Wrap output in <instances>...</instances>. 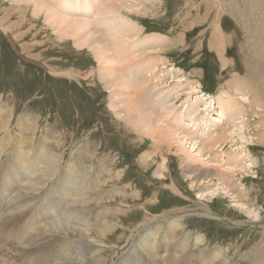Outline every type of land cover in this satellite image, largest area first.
Here are the masks:
<instances>
[{
  "label": "bare ground",
  "instance_id": "6f19581e",
  "mask_svg": "<svg viewBox=\"0 0 264 264\" xmlns=\"http://www.w3.org/2000/svg\"><path fill=\"white\" fill-rule=\"evenodd\" d=\"M0 1L10 3L7 9L0 8V29L13 45L22 40V34L29 32L26 28L32 25L29 23L42 19L60 40L70 38L76 48L90 50L97 62L98 79L108 90L110 112L141 137L140 143H144L145 137L153 142V149L140 155L144 170L147 171L154 161L155 158L150 157L154 152L161 159L154 175L161 179L168 178L166 171L171 156H176L198 198L213 202L214 199L229 196L241 213L259 218L261 212L250 202L249 191L243 183L245 178L240 179L235 175L247 173L253 164L248 146L234 148L230 152L222 151L223 145L230 143L233 135L239 136L243 142H252L255 138L253 135L249 138L244 135L245 129H252L248 125L249 118L254 119L256 141L264 143V84L255 70L244 68L243 75L234 71L236 74H233L231 81L234 95L221 89L215 97L200 96L201 85H196V81L189 82L178 69L174 71L162 65L164 58L160 53L167 46L165 44L169 38L157 33L146 38L138 37L142 26L128 17L133 10L138 13L148 10L153 0ZM224 2H202L206 8L215 10L210 21V45L217 54L221 68L231 64L225 54L230 38L222 14L233 16L244 31L249 28L245 18L238 20L235 13L224 7ZM29 13L34 19L29 17ZM243 48L249 54L254 51L253 58L264 62V32L244 39L241 37L239 53L242 60ZM140 55H145L142 61L136 59ZM160 64L163 69L159 68ZM245 66L249 68L251 65L245 63ZM59 73L69 78L78 79L80 76L73 69ZM93 75L94 71L88 70L79 78L89 80ZM185 87L187 89L183 90ZM193 92L195 96L190 99ZM180 96L183 99L179 105L173 101L169 109L167 103ZM222 122L221 128L216 130V126ZM25 124L14 125L13 130L11 125H0V264H109V261L110 264L231 263L230 255L221 249L213 250L209 256L202 252L194 255L195 250L203 244L204 235H194L192 244L186 236H176L175 230L181 225V216L165 220V232L159 236L161 226L152 225L167 218L165 213L143 218L136 223L140 230L150 226L137 240L136 247L139 249L132 244L133 249L117 259L110 255L99 257L96 253L107 244V233L118 226L113 220L117 213L108 207L102 209L94 221L90 220L94 206L104 202V194L97 193L106 181V178H102L104 165H98L101 172L94 179L91 178L85 166L74 164L73 154L64 163L61 152L48 150L53 137L44 135L42 141L36 138L37 126ZM7 142L14 147L13 155L6 153ZM243 159L244 162H241ZM106 173L107 178L116 181L117 176ZM167 187L181 193L172 179ZM138 228L129 230L130 235L125 237L123 244L132 239ZM109 245L117 247L119 242L114 241ZM247 254L244 255L246 261L262 259L260 255Z\"/></svg>",
  "mask_w": 264,
  "mask_h": 264
},
{
  "label": "rangeland",
  "instance_id": "374dc122",
  "mask_svg": "<svg viewBox=\"0 0 264 264\" xmlns=\"http://www.w3.org/2000/svg\"><path fill=\"white\" fill-rule=\"evenodd\" d=\"M223 1L224 7L235 13L238 20L242 21L245 18V22L249 24L248 31H244L233 16L222 14L223 24L230 38L225 54L231 64L226 68H221L217 54L210 45L212 37L210 21L213 20L215 10L211 7L206 8L203 0H153L148 10L139 13L133 10L131 16L128 15L142 26V32L138 37L146 38L157 33L169 38L165 44L167 46L160 53L164 58L162 65L173 68L174 71L178 69L191 83L196 81V85H201L198 94L202 97H215L221 89L234 95L232 76L236 74L235 72L243 75L244 68L255 70L259 74V80L264 84V62L257 57L253 58L254 51H250L249 54L243 48V60L239 53L241 37L244 39L264 32V0ZM8 7H10L8 2L0 4V8ZM29 17L34 19L30 13ZM29 24H32L26 26L29 32L22 34V40L14 45L0 29V125H11L12 130L14 125H21V122L26 123L25 125H36L40 130L36 138L39 137L42 141L44 135L54 138V140L51 138L48 150L61 152L63 162L73 154L74 164L85 166L93 179L101 172L99 166L104 165L102 178H106V181L102 185L103 188L97 190V193L104 194V202L94 206L90 220L94 221L102 209L108 207L117 213L116 219L113 220L118 226L107 233V244L101 246V250L96 254L99 257L110 255L111 258L117 259L122 254L130 252L133 249L132 244L135 248L142 233L150 228L147 226L140 230L136 223L143 218L165 213L168 215L167 218L152 225L161 226L159 236L165 232V220L172 219L173 216H181L182 219L180 227L175 230L176 236L180 238L186 236L187 241L192 244L194 235H204L203 246L200 245V249L197 248L194 255L202 252L209 256L213 250L221 249L230 255V264H264V143H258L255 139L254 119L249 118L248 125L252 129H245L244 133L247 138L251 135L255 137L252 142H243L239 136L233 135L231 141L228 138L230 143L223 145L222 151L230 152L234 148L242 149V146L244 148L248 146L253 167L251 165L247 173L242 170V174L235 175L240 179L245 178L243 183L249 191L250 202L261 212L258 219L241 213L229 196L214 199L213 202L198 198L189 179L182 172L176 156H171L166 171L168 178L161 179L154 175L155 168L161 163L160 156H155L154 152L150 156L155 158L154 161L147 171L144 170L140 164V155L146 150H152L153 142L145 137L144 143H140L141 137L110 112L108 90L98 79L97 62L90 50L76 48L70 38L60 40L42 19ZM243 31L245 33H242ZM179 36L182 41H178ZM144 56L140 55L136 59L142 61ZM245 63L251 66L247 68ZM162 65L160 64L159 68ZM67 69L75 70L80 76L88 70H93L95 75L89 80H81L80 76L78 79L69 78L59 73ZM202 88L210 94L203 92ZM230 88L232 89L229 90ZM185 89L187 87L183 90ZM194 96L195 92L190 99ZM182 99V96L176 100L172 98L167 103L169 109L171 102L175 101L179 105ZM247 109L249 111V108ZM222 125L223 122L218 124L216 130ZM7 143L6 153L13 155L14 147ZM100 161L102 163H99ZM241 162H244V159ZM106 172L117 176L116 181L112 182L114 180L107 178ZM170 178L177 185L180 194L168 189ZM123 196L126 197L122 198ZM134 228L135 230L138 228L137 232L131 240L123 244L125 237L130 235L129 230ZM114 241L119 242L117 247L109 245ZM251 252L255 256L260 255L262 259L246 261L244 255L252 254ZM114 254L115 256H112Z\"/></svg>",
  "mask_w": 264,
  "mask_h": 264
}]
</instances>
